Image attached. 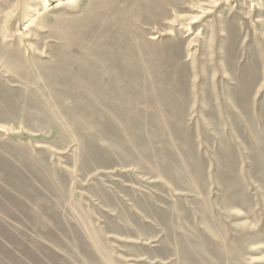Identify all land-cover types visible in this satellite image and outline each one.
Here are the masks:
<instances>
[{
	"label": "rangeland",
	"instance_id": "rangeland-1",
	"mask_svg": "<svg viewBox=\"0 0 264 264\" xmlns=\"http://www.w3.org/2000/svg\"><path fill=\"white\" fill-rule=\"evenodd\" d=\"M56 1L0 0V264H264V0Z\"/></svg>",
	"mask_w": 264,
	"mask_h": 264
},
{
	"label": "bare ground",
	"instance_id": "bare-ground-1",
	"mask_svg": "<svg viewBox=\"0 0 264 264\" xmlns=\"http://www.w3.org/2000/svg\"><path fill=\"white\" fill-rule=\"evenodd\" d=\"M78 0H57L56 1V4H55V8L56 9H59V8H62L68 4H72V3H75L77 2ZM195 20H192L189 25H191ZM24 28V27H23Z\"/></svg>",
	"mask_w": 264,
	"mask_h": 264
}]
</instances>
